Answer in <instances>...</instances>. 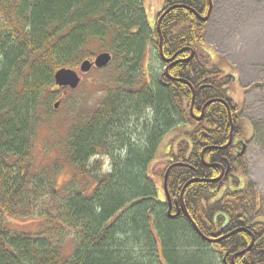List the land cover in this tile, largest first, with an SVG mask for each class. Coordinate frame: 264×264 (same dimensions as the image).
Instances as JSON below:
<instances>
[{
    "label": "trees",
    "instance_id": "obj_1",
    "mask_svg": "<svg viewBox=\"0 0 264 264\" xmlns=\"http://www.w3.org/2000/svg\"><path fill=\"white\" fill-rule=\"evenodd\" d=\"M172 6L160 21V35L143 0H0V264H232L252 236L253 245L235 255L234 263L264 264V222L247 216L252 201L258 202V190L241 187L239 144L210 148L228 142L231 123L235 137L240 119L225 89L229 78L216 63L207 68L195 52L204 44L206 22L192 10L205 16L208 0H165L157 18ZM160 36L164 58L186 59L194 50L193 55L169 65L160 55ZM94 44L112 55L104 97L87 117L74 115L63 133L50 134L46 149L56 153L53 161L35 167L32 141L42 107L51 111L53 74L91 59ZM149 45L161 64L144 74ZM213 99L224 100L231 115L225 104L214 101L196 120ZM187 125L194 126L185 134L190 142L170 151L166 164H187L168 174L172 209L180 206L188 180L217 178L222 166L220 180L185 188V208L210 238L236 228L248 231L210 243L183 212L168 215L151 168L164 135ZM95 156H106L110 171L92 174L89 161ZM66 169L71 177L59 184L57 175ZM81 180L87 183L83 187ZM37 213L56 235L71 234L69 245L64 236L8 229L7 217Z\"/></svg>",
    "mask_w": 264,
    "mask_h": 264
},
{
    "label": "rangeland",
    "instance_id": "obj_2",
    "mask_svg": "<svg viewBox=\"0 0 264 264\" xmlns=\"http://www.w3.org/2000/svg\"><path fill=\"white\" fill-rule=\"evenodd\" d=\"M164 2L165 0H143V6L152 27L157 28L160 17L162 19L166 11H169L167 8L157 18L156 15L163 8ZM203 22H206L204 44L200 45L195 52H198L199 57L206 59L204 65L207 68L216 63L222 74L229 78L225 84V89L231 103L236 107L237 117L240 119L235 137L232 132L231 143L241 138L247 140L246 150L240 155L244 169L239 168L240 170H237L236 174L239 175L241 187L254 186L258 190V202L252 201L247 212L248 218L252 221L264 222V0H212L210 17ZM90 48L93 57L84 60L93 61L99 53H110L106 50H99V46L97 47L95 44ZM155 52V48L149 45L143 61L142 71L144 74H147L148 67L153 69L155 64L156 66L161 64V61L154 55ZM109 64L102 68H95L94 66L83 74L79 73V67H77L75 70L80 74L81 82L72 90L69 88L63 90V88L54 86V99L50 103L51 111H44L42 107L41 123L32 141L30 154L35 167L46 166L53 161V155L56 153L46 149V145H48L46 140L50 139V134L63 133L72 116L87 117L103 99L105 94L104 83L112 79V67ZM195 92L194 89V94ZM55 101H60L56 109L53 108ZM228 112L231 115L229 109ZM193 114L191 108V115ZM202 115L203 112L201 118ZM193 128L192 125L177 126L168 131L160 141L151 174L156 175L153 178L158 185V195L161 200L163 198L162 181L164 176H160L159 173L165 175V172L162 173L161 170L166 167L168 159H171L170 151L175 152L176 146L185 140L190 142L189 137L185 134L192 131ZM55 138L56 135L52 138L53 142H55ZM210 148L218 147L210 146ZM89 165L92 174L98 175L109 168V160L106 156H95L90 159ZM70 177V171L66 169L64 173L57 175L58 183L63 184ZM79 183L82 187L87 184L85 180H81ZM35 216L7 217L6 224L8 229L14 232L32 234L42 232L45 235L54 236L55 239L64 236L63 241H65L66 246L69 245L73 239L71 234H64L63 232L56 235L54 229L49 230V222L43 218H38L39 213ZM243 229L244 231L247 230L246 228ZM217 264L220 263L217 262Z\"/></svg>",
    "mask_w": 264,
    "mask_h": 264
},
{
    "label": "water",
    "instance_id": "obj_3",
    "mask_svg": "<svg viewBox=\"0 0 264 264\" xmlns=\"http://www.w3.org/2000/svg\"><path fill=\"white\" fill-rule=\"evenodd\" d=\"M208 2H209V8H208V12H207V14H206L205 16H201L200 14H198L197 12H195L194 10H192V12L196 15V17L199 18V19L202 20V21H206V20L209 18L210 13H211V9H212V0H208ZM160 19H161V17H160ZM160 19H159L158 24H157V30H158V33L161 35V33H160ZM159 44H160V45H159L160 55L163 57L164 55H163V53H162V37H161V36H160ZM176 55H177V54L173 55L171 58H164V57H163V58H164V60H165L166 62H168V63H170V64H173V63H176V62H179V61H185V60H188V59L191 57V56H190L189 58H186V59L175 60V59H176ZM111 59H112V56H111L110 53H108V52L99 53V54L94 58L93 61H90V60H84V61H82L81 64H80V67H79V73H85V72H88L93 66H95L96 68H102V67L108 65V64L111 62ZM170 64H169V65H170ZM165 72L168 73V66L165 68ZM79 73H78V71H76V70H74V69L67 68V67H61V68L57 69V70L54 72V74H53V83H54L56 86H58V87H69V88L74 89V88H76V87L79 85V83L81 82V77H80V74H79ZM199 89H200V88H199ZM191 90H192V92H193V95H192V104H193L194 97H195V94H194V88L191 87ZM214 101L222 102V103L225 104L226 107L229 109L228 104H227L224 100H222V99H218V100L213 99V100H209L208 102H206V103L204 104V106H203V108H202V112L204 111V108H205L209 103L214 102ZM59 104H60V101H55L54 104H53V108H54V109L58 108ZM229 110H230V109H229ZM200 118H201V116L196 117V119H200ZM231 141H232V123H231V130H230V134H229V140H228V143H227L226 145H224V146H220V147H218V148H220V149H222V148H226V147L231 143ZM205 149H206V148H204V150H205ZM204 150H203V152H204ZM244 151H245V145L242 146V150L240 151V154L244 153ZM203 152H202V156H201V157H202V160H203ZM203 162H204V161H203ZM205 164H206V163H205ZM184 165L187 166V164L182 163V162H174V163L170 164V165L168 166V168L166 169V171H165V175H164V177H163V188H164V191H165V194H166V197H167L168 201H169V197H168V194H167V188H166L168 174H169L170 170H171L173 167H175V166H184ZM206 165H207V164H206ZM211 165H212V164H208V166H211ZM221 170H222L221 175H220L219 177L214 178V179H211V180H208V179H199V178H192V179L188 180V181L184 184V186H183V188H182V190H181V194H180V205H181V209H182L184 215L190 220V222H191L193 228H194L195 231L198 233V235H199L201 238H203V239L209 241L210 243H219V242H220L221 240H223L224 238L229 237L230 235H232L235 231H244V229H243V228H238V229H235V230L229 232L228 234H225V235L220 236V237H217V238H209V237L203 235L202 232H201V231L199 230V228L197 227L196 223H194V222L192 221L190 215L188 214V212H187V210H186V208H185V205H184V202H183V198H182V197H183V192H184L185 188H186L189 184H191L192 182H196V181H208V182H214V181H215V182H216V181H218V180L222 177V175L224 174V172H223L224 168H223L222 166H221ZM169 202H170V201H169ZM226 221H228V220L226 219ZM245 231H248V230H245ZM254 240H255V238L252 236V238H251V242H250L249 246H248L247 248H245V249H243V250L237 252L236 254H234L233 257H234L235 255L244 254V253H246L247 251H249V249L251 248V246H252L253 243H254ZM233 257H232V264H235V263H234V260H233ZM261 264H263V263H261Z\"/></svg>",
    "mask_w": 264,
    "mask_h": 264
},
{
    "label": "flooded vegetation",
    "instance_id": "obj_4",
    "mask_svg": "<svg viewBox=\"0 0 264 264\" xmlns=\"http://www.w3.org/2000/svg\"><path fill=\"white\" fill-rule=\"evenodd\" d=\"M189 58V57H188ZM202 113V112H201ZM192 116H194V115H192ZM195 117V116H194ZM198 117V116H197ZM195 119H196V117H195ZM196 120H198V119H196ZM241 137V136H240ZM239 137V138H240ZM247 140H245L244 138H241V139H238V140H234V144H236V145H238L239 144V149H238V147H236L235 148V150H236V152H238L240 149H241V147H242V145H243V143H247L246 142ZM225 170H223V172H224ZM228 171V168L226 169V172ZM221 172H222V170H221ZM158 194H159V189H158ZM162 202H164V201H166V198L164 197V195H163V198H162V200H161ZM168 205H169V209H168V215L170 216V217H175V216H179L180 214H181V212H183L182 211V209L180 208V206H177V203H175V205H174V210L172 209V204L171 203H168ZM184 214V213H183Z\"/></svg>",
    "mask_w": 264,
    "mask_h": 264
},
{
    "label": "clouds",
    "instance_id": "obj_5",
    "mask_svg": "<svg viewBox=\"0 0 264 264\" xmlns=\"http://www.w3.org/2000/svg\"><path fill=\"white\" fill-rule=\"evenodd\" d=\"M148 112L151 113V109H148ZM121 155H124L123 153ZM105 171H110V168H106Z\"/></svg>",
    "mask_w": 264,
    "mask_h": 264
},
{
    "label": "bare ground",
    "instance_id": "obj_6",
    "mask_svg": "<svg viewBox=\"0 0 264 264\" xmlns=\"http://www.w3.org/2000/svg\"><path fill=\"white\" fill-rule=\"evenodd\" d=\"M176 6L169 7L168 10H171L172 8H175ZM203 234V233H202ZM204 235V234H203ZM206 236V235H205ZM208 237V236H207ZM210 238V237H209Z\"/></svg>",
    "mask_w": 264,
    "mask_h": 264
}]
</instances>
